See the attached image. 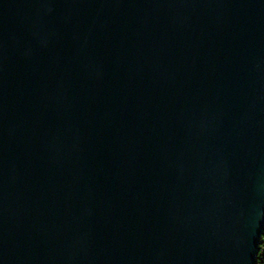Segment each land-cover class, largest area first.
<instances>
[{"label": "water", "instance_id": "1", "mask_svg": "<svg viewBox=\"0 0 264 264\" xmlns=\"http://www.w3.org/2000/svg\"><path fill=\"white\" fill-rule=\"evenodd\" d=\"M264 0H0V264H254Z\"/></svg>", "mask_w": 264, "mask_h": 264}, {"label": "trees", "instance_id": "2", "mask_svg": "<svg viewBox=\"0 0 264 264\" xmlns=\"http://www.w3.org/2000/svg\"><path fill=\"white\" fill-rule=\"evenodd\" d=\"M264 225L260 234L259 243L257 247V252L255 255V263L254 264H260V261L262 264H264ZM263 249V252H262Z\"/></svg>", "mask_w": 264, "mask_h": 264}, {"label": "built area", "instance_id": "3", "mask_svg": "<svg viewBox=\"0 0 264 264\" xmlns=\"http://www.w3.org/2000/svg\"><path fill=\"white\" fill-rule=\"evenodd\" d=\"M263 243H264V242H263ZM263 249H264V248H263ZM263 249H262V252H263ZM260 264H262L261 261H260Z\"/></svg>", "mask_w": 264, "mask_h": 264}, {"label": "bare ground", "instance_id": "4", "mask_svg": "<svg viewBox=\"0 0 264 264\" xmlns=\"http://www.w3.org/2000/svg\"><path fill=\"white\" fill-rule=\"evenodd\" d=\"M254 263H255V258H254Z\"/></svg>", "mask_w": 264, "mask_h": 264}]
</instances>
